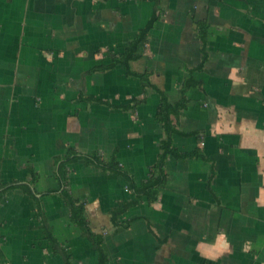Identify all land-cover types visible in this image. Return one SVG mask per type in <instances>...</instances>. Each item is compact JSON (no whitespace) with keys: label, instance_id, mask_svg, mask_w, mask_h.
I'll return each instance as SVG.
<instances>
[{"label":"crops","instance_id":"crops-1","mask_svg":"<svg viewBox=\"0 0 264 264\" xmlns=\"http://www.w3.org/2000/svg\"><path fill=\"white\" fill-rule=\"evenodd\" d=\"M143 0H0V185L38 179L33 191L72 264L99 254L59 194L56 160L69 148L117 161L136 183L149 177L166 137L161 97L128 68L151 73L171 102L188 69L201 87L173 120L181 153L168 181L115 226L112 210L132 198L130 182L80 160L70 189L104 234L106 264H264V0H161L162 20L127 68L112 63L150 21ZM197 22L208 24L206 46ZM146 96L134 109L123 108ZM34 197H0V264H65L48 241Z\"/></svg>","mask_w":264,"mask_h":264},{"label":"trees","instance_id":"trees-1","mask_svg":"<svg viewBox=\"0 0 264 264\" xmlns=\"http://www.w3.org/2000/svg\"><path fill=\"white\" fill-rule=\"evenodd\" d=\"M154 2V13L148 22V24L139 31L137 36L132 39L125 52L114 57L111 64L103 66L102 69L106 70L113 68L118 64H123L129 67L132 61L139 60L141 58L140 46L145 45L149 41V33L154 28L157 22L163 19L165 15V9L161 5V0H143ZM198 35L202 39L203 47L206 46L208 37V24L204 22H197ZM206 62L204 57L200 66L188 69V78L182 83L180 89V100L177 102H171L166 95V93L157 87L151 81V73L136 72L128 68V75L135 76L142 80L144 89L152 88L161 97L160 105L157 111V120L162 124L166 137L160 143V153L156 163L150 167L149 177L147 180L143 181L141 184L135 182L132 176L123 169L120 163L116 159L114 154L110 160L106 161L103 159L101 153H94L92 155H85L78 152L76 149L69 148L66 154L62 157L57 158V179L60 185L59 194L63 199L64 203L70 210V218L74 225L80 228L82 236L87 238L94 249L97 250L99 254V264H106L109 257L105 253L103 243L104 234L101 232H96L92 227L91 222L87 216L86 203L79 199L73 197L70 189V165L84 160L87 164L93 165L103 171L112 172L114 174L123 176L130 182L132 198L129 200H123L118 203V205L111 212V219L115 226H124L127 228L128 223H120L119 219L128 212L131 208L141 204L144 198H147L149 203H154L158 200L161 187L168 181V174L166 171V160L168 156H174L179 159L186 158H201L206 160L205 156L200 149H196L193 152L181 153L173 146V136L174 135H186L182 133L176 126L173 117L177 118L183 110L188 107L189 98L188 93L192 88L201 87L202 81L195 80L193 73L195 71H200ZM146 96L140 99H134L132 104L125 105L123 108L134 109L139 104L145 102ZM38 176L34 171H30V180L27 183H11L0 185V197L3 196L10 189L20 188L24 190L27 194L34 197L37 202L38 217L41 221V227L44 229L46 237L53 247L56 254H59L63 259L65 264H72V254L67 248L62 246L52 234L51 227L49 226L47 219L44 216L43 207L38 197H36L33 191V185L37 181Z\"/></svg>","mask_w":264,"mask_h":264}]
</instances>
